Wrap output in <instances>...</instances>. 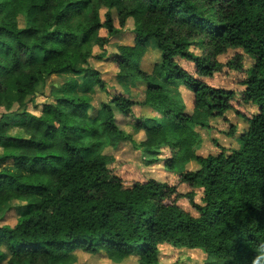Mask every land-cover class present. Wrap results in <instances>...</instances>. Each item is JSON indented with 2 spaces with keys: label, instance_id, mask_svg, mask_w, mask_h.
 Instances as JSON below:
<instances>
[{
  "label": "trees",
  "instance_id": "1",
  "mask_svg": "<svg viewBox=\"0 0 264 264\" xmlns=\"http://www.w3.org/2000/svg\"><path fill=\"white\" fill-rule=\"evenodd\" d=\"M125 28L134 45L111 53L106 46ZM152 46L160 60L145 69ZM91 58L113 64L117 79L145 81V100L109 94ZM224 69L242 75V91L213 82ZM64 72L107 92L99 119L87 118L88 97L70 93L69 82L53 87L57 95L39 114L28 109L40 85ZM177 80L190 91L187 104L166 91ZM141 106L175 125L141 117L135 129L145 137L137 141L118 115ZM0 107V205L22 201L16 221L0 224V264H68L75 250L159 264L166 244L202 249L213 264H264V0H0ZM230 111L247 124L239 132L231 125L237 146L197 154L193 126L212 128ZM121 140L147 165L163 161L177 182L126 181L104 153ZM164 150L170 155L161 158ZM191 161L200 167L186 170Z\"/></svg>",
  "mask_w": 264,
  "mask_h": 264
},
{
  "label": "rangeland",
  "instance_id": "2",
  "mask_svg": "<svg viewBox=\"0 0 264 264\" xmlns=\"http://www.w3.org/2000/svg\"><path fill=\"white\" fill-rule=\"evenodd\" d=\"M19 26L25 25V14L20 13L18 16ZM116 25L118 22L116 21ZM118 45H134V34L126 28L119 34L114 35L108 45L107 50L111 53L116 51ZM149 55L144 59L143 66L145 69L159 61L160 51L153 46L149 48ZM101 52V49L95 47L94 53L97 55ZM229 54H233L230 52ZM230 57L225 55L222 60ZM180 62H183L180 58H177ZM109 61V60H108ZM90 63L98 68L106 81V89L109 94L123 93L133 101L138 103L143 102L146 97L147 83L143 80H136L129 76H124L121 79H117L116 70L114 65L106 62L103 59L91 58ZM249 64V60H246V65ZM78 66H83L80 60H77ZM189 68L190 65L186 64ZM151 68V67H150ZM242 75L238 72L228 71L224 69L222 72L217 73L213 82L219 86H225L234 88L237 91H242L244 87L240 85ZM71 83L68 87L70 93L75 96H87L88 107H87V118L90 120H97L101 117V103L107 101L108 95L106 91L96 89L94 91L93 81L91 79L83 78L82 76L74 75L69 72L62 74H53L44 84L39 87V92L34 96L33 103H29L28 109L36 114H39L42 108V103L52 100L57 95L54 86H64L66 83ZM167 93L175 98L180 103L185 100L186 104L188 101L189 89L181 82L174 81L169 83L166 88ZM1 113H7L5 107H0ZM144 117L149 123H158L165 127H173L175 122L163 115L162 113L152 109V107H138L135 115L123 116L118 115L121 128L128 134H131L134 139L140 141L144 139L145 135L143 131H136L135 125L137 119ZM212 128H203L201 126H193V129L197 131L201 137V144L197 146L196 153L202 156H207L210 153H217L219 148L217 143L226 148L236 147L237 142L235 136L239 131H242L246 126L244 119L239 117L234 112L230 111L227 113V119L215 118L211 120ZM231 125H237V131L235 136H231L230 129ZM234 127V126H233ZM170 138H176L175 134L170 133ZM104 153L108 154L115 165L116 170L122 174L126 181L132 182L135 180H142L145 178H156L158 180L170 181L172 183L177 182V176L173 171H170L164 166V162L160 161L153 165H147L144 161L143 154L138 150L130 140H121L115 148L108 147L104 150ZM170 155L168 150H164L161 158H165ZM200 166L196 161H191L186 164V170H196ZM186 185H179V190L188 191ZM196 201L201 202L202 191L196 190ZM18 204H22V201L13 200L9 205L14 208L4 214L3 220H0V224H13L16 221L17 209L15 208ZM179 204L183 208L187 209L192 214L196 215V212L192 208L191 204L187 199L179 200ZM9 205H0V216L3 215L4 211ZM139 256L132 254L126 257L122 261H115L108 257L105 253L89 254L82 250H75L72 253V258L68 264H138ZM209 255H207L202 249L189 248V247H175L170 245H163L161 247V254L159 256V264H213Z\"/></svg>",
  "mask_w": 264,
  "mask_h": 264
},
{
  "label": "crops",
  "instance_id": "3",
  "mask_svg": "<svg viewBox=\"0 0 264 264\" xmlns=\"http://www.w3.org/2000/svg\"><path fill=\"white\" fill-rule=\"evenodd\" d=\"M159 60H160V57H159ZM8 96L13 101L16 100V98H17V93H16L15 87L13 85L9 86Z\"/></svg>",
  "mask_w": 264,
  "mask_h": 264
}]
</instances>
